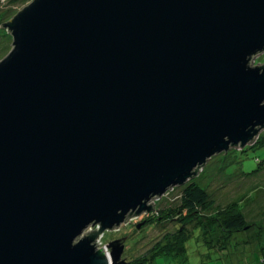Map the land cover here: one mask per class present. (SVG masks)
Masks as SVG:
<instances>
[{
	"label": "water",
	"instance_id": "1",
	"mask_svg": "<svg viewBox=\"0 0 264 264\" xmlns=\"http://www.w3.org/2000/svg\"><path fill=\"white\" fill-rule=\"evenodd\" d=\"M0 26V264H127L106 230L264 130V0H32Z\"/></svg>",
	"mask_w": 264,
	"mask_h": 264
},
{
	"label": "rangeland",
	"instance_id": "2",
	"mask_svg": "<svg viewBox=\"0 0 264 264\" xmlns=\"http://www.w3.org/2000/svg\"><path fill=\"white\" fill-rule=\"evenodd\" d=\"M30 1L32 0L12 3L11 0H0V24L12 18ZM6 30L0 26V60L12 49L13 38ZM5 32L10 35L2 36ZM253 64H264V52L254 57ZM263 160L264 145L255 148L247 145L242 150L232 148L228 152L212 156L196 177L184 185L170 188L161 197L154 198L155 210L133 218L115 230H106L97 240L98 246L104 247L111 240L126 237L122 258L129 263L148 256L158 242L171 240L179 232L178 222L175 220H164L156 224L149 219L154 214L159 215L161 209L178 206L183 189L189 183L196 182L204 187L214 200L213 207L199 218L201 223L206 221L205 216L213 217L218 210L235 203L246 216V228L235 234L227 249L219 251L220 246L229 238L228 232H224L214 223L210 228L211 240L208 245L213 244L215 247L209 248L211 245L208 246L203 240L201 229L198 226H190L187 236L178 244L179 250L182 248L180 255L175 252L155 254L149 256L144 264H261L260 252L264 247V167L256 170ZM245 172L248 174H243ZM139 223L142 224L140 227ZM90 228L95 230L97 226H90L86 232ZM182 228L183 226L180 227Z\"/></svg>",
	"mask_w": 264,
	"mask_h": 264
},
{
	"label": "trees",
	"instance_id": "3",
	"mask_svg": "<svg viewBox=\"0 0 264 264\" xmlns=\"http://www.w3.org/2000/svg\"><path fill=\"white\" fill-rule=\"evenodd\" d=\"M19 1L22 0H11L12 3ZM6 21L2 22V24ZM1 35L8 36L10 34L8 32H5ZM260 145H264V131L261 132L254 143L248 146H250L251 148H255ZM262 167H264V160L260 162L259 167L256 171H259ZM243 174L248 173L245 172ZM213 205L214 200L211 198V195L204 187L196 182L189 183L182 191L181 202L178 206L161 209L159 210V215L154 214L149 219L155 221L156 224H160L164 220L177 221V229L179 232L177 233L176 237L171 240L167 239L158 242V245L153 248L148 256L132 260L127 264H144L149 259V256L155 254H173V252H175L177 255H180L182 248L179 250L178 244L187 236L186 234L189 232L190 226H198L201 229L203 235L202 238L208 245L211 240L210 228L214 223H216L221 230L229 233V236H227L229 238L226 237L228 240L224 243V245H221L218 250L221 251L227 249L228 245L230 246L233 238L235 237V234L243 231L246 228L248 224L247 219L241 208L237 207L235 203H231L225 208L218 210L215 216H205L206 221L201 223V220H199V218L202 217L206 211L210 210ZM181 226H183L182 229H180ZM209 245V248L215 247L213 246V244ZM260 253L262 254V260L260 263L264 264V247L262 248Z\"/></svg>",
	"mask_w": 264,
	"mask_h": 264
},
{
	"label": "built area",
	"instance_id": "4",
	"mask_svg": "<svg viewBox=\"0 0 264 264\" xmlns=\"http://www.w3.org/2000/svg\"><path fill=\"white\" fill-rule=\"evenodd\" d=\"M3 1H5V0H3ZM87 229H88V228H87ZM87 229H86V230H87Z\"/></svg>",
	"mask_w": 264,
	"mask_h": 264
}]
</instances>
